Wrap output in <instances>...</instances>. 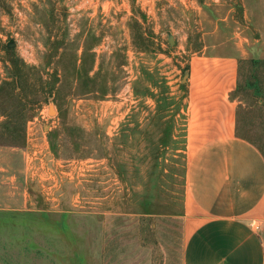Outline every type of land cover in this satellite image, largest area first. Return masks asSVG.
I'll return each instance as SVG.
<instances>
[{
	"label": "rangeland",
	"instance_id": "obj_1",
	"mask_svg": "<svg viewBox=\"0 0 264 264\" xmlns=\"http://www.w3.org/2000/svg\"><path fill=\"white\" fill-rule=\"evenodd\" d=\"M218 17L210 42L264 63L241 0H0V264H183L184 155L132 128ZM238 88L264 153V64H241Z\"/></svg>",
	"mask_w": 264,
	"mask_h": 264
},
{
	"label": "crops",
	"instance_id": "obj_2",
	"mask_svg": "<svg viewBox=\"0 0 264 264\" xmlns=\"http://www.w3.org/2000/svg\"><path fill=\"white\" fill-rule=\"evenodd\" d=\"M241 3L242 24L261 38L250 49L263 48L264 0ZM225 21L218 17L217 27L202 34L200 53L187 61L186 83L170 87L162 106L155 94L158 107L142 112L132 128L149 141L155 132L153 145L164 155H184L183 264H264V153L237 134L235 92L247 52L242 44L210 42L222 39Z\"/></svg>",
	"mask_w": 264,
	"mask_h": 264
},
{
	"label": "trees",
	"instance_id": "obj_3",
	"mask_svg": "<svg viewBox=\"0 0 264 264\" xmlns=\"http://www.w3.org/2000/svg\"><path fill=\"white\" fill-rule=\"evenodd\" d=\"M136 23H138V22H136ZM134 38L136 39V41H137V46H141V45H143L144 47H147V42H146V38H145V35L143 34V33H141V31H140V29L138 28L137 29V32H136V34L134 35ZM134 39V40H135ZM85 64H87L86 62H84ZM244 63H247V64H249V65H258V66H261V65H263L264 63L261 61V62H258V61H254V60H251V61H247V60H244V61H241V64L243 65ZM253 68H251V70H252ZM21 81H22V84L26 87V83H27V80H26V78H19ZM50 86H52V88L51 89H53V86H54V84H53V82L51 83V84H49ZM86 85V87L88 86V83H86L85 84ZM247 86H251V87H254V90L255 91H259L260 89H261V86H260V83H259V81L257 80V79H253V80H249L248 81V84H247ZM55 87V86H54ZM239 89V88H238ZM238 89H237V91H238ZM44 91H45V88H44ZM236 91V92H237ZM254 91V92H255ZM236 92H235V94H236ZM239 115H240V112H239ZM14 132H16V131H14ZM241 133V131H240V128H239V125H238V128H237V134L239 135V136H241V137H244V138H246L247 140H249V141H251L249 138H247V137H245V136H243V135H241L240 134ZM56 136V134H51L50 135V139H51V141H52V139L54 138ZM23 139H25V135H24V137H23ZM251 142H253V141H251ZM254 143V142H253ZM55 145L53 146V149L54 150H56L55 148Z\"/></svg>",
	"mask_w": 264,
	"mask_h": 264
},
{
	"label": "water",
	"instance_id": "obj_4",
	"mask_svg": "<svg viewBox=\"0 0 264 264\" xmlns=\"http://www.w3.org/2000/svg\"><path fill=\"white\" fill-rule=\"evenodd\" d=\"M169 43H170V45H173L174 44V40H173V38L171 36L169 37Z\"/></svg>",
	"mask_w": 264,
	"mask_h": 264
}]
</instances>
